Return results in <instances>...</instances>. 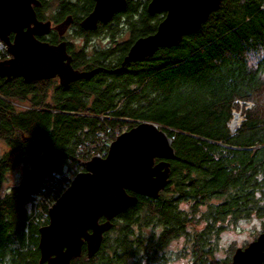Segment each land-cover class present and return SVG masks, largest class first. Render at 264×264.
<instances>
[{
  "label": "trees",
  "instance_id": "trees-1",
  "mask_svg": "<svg viewBox=\"0 0 264 264\" xmlns=\"http://www.w3.org/2000/svg\"><path fill=\"white\" fill-rule=\"evenodd\" d=\"M127 1L89 31L80 23L95 0H40L39 19L72 20L71 36L83 39L80 47L68 42L72 64L87 74L67 85L0 76V264H41L49 205L88 159L140 121L160 124L173 139L168 184L157 198L130 192L137 203L112 220L93 257L84 245L73 264H164L167 244L182 235L204 264L208 237L224 221L264 219V0H222L179 44L123 65L134 41L164 18L149 14L151 0ZM126 29L132 35L121 43ZM100 34L109 43L91 44ZM67 38L54 30L40 37ZM239 101L254 105L233 132Z\"/></svg>",
  "mask_w": 264,
  "mask_h": 264
},
{
  "label": "water",
  "instance_id": "water-1",
  "mask_svg": "<svg viewBox=\"0 0 264 264\" xmlns=\"http://www.w3.org/2000/svg\"><path fill=\"white\" fill-rule=\"evenodd\" d=\"M127 0H95L93 10L81 21L86 30L109 22L127 6ZM222 0H151L150 15L164 13L155 32L137 38L123 65L153 56L160 48L179 44L216 11ZM40 0H0V38L11 58L0 61V76L23 77L28 83L58 76L68 84L87 74L75 69L67 42L52 44L38 36L52 29L51 20H41L35 7ZM70 18L54 28L63 35ZM14 33V38L10 35ZM176 158L173 139L154 121H140L119 134L105 155L85 162L70 185L49 209V223L40 228L41 264H73L86 245L88 257L100 249L104 233L121 213L138 201L137 195L157 198L167 186L171 159ZM134 192L137 195H133ZM105 218L104 221H101ZM264 231L246 247L235 250L230 264H263Z\"/></svg>",
  "mask_w": 264,
  "mask_h": 264
},
{
  "label": "rangeland",
  "instance_id": "rangeland-1",
  "mask_svg": "<svg viewBox=\"0 0 264 264\" xmlns=\"http://www.w3.org/2000/svg\"><path fill=\"white\" fill-rule=\"evenodd\" d=\"M71 35L72 33H69L68 39L75 41L76 45L80 47L83 39L75 38ZM131 35L132 34H130V32L126 29L123 35L119 37L118 41L123 43L124 41L129 40ZM108 37V34L96 35L90 43H94L96 45H106L111 40V38ZM253 105L254 102L246 103L244 101H239V107L233 110V117H239V121L236 125L233 124L232 120L229 123L233 132L241 126L245 117L244 110L252 107ZM236 113H238V116ZM5 149L6 145L3 142H0V155ZM17 178L18 171L16 170L10 174L9 181L5 184V187L13 185V183L17 181ZM214 202L217 203L219 200L215 199ZM204 209L205 206L201 210ZM221 225V228L216 233L208 237L206 247L211 250V252L206 256L204 264H227V262L233 258L235 250L238 247H242L244 244H249L258 237L260 232L263 231L264 219L252 216L250 218L226 220ZM202 226L203 223H199L195 226V228L199 229ZM193 247L194 243L188 240L186 235L174 238L165 248L166 259L164 264H198L194 261Z\"/></svg>",
  "mask_w": 264,
  "mask_h": 264
},
{
  "label": "flooded vegetation",
  "instance_id": "flooded-vegetation-1",
  "mask_svg": "<svg viewBox=\"0 0 264 264\" xmlns=\"http://www.w3.org/2000/svg\"><path fill=\"white\" fill-rule=\"evenodd\" d=\"M38 6H40V5H38ZM117 13H119V12H117ZM117 13H115V14H117ZM114 14V15H115ZM114 17V16H113ZM52 21V20H51ZM101 23V22H100ZM99 23V24H100ZM104 23V22H103ZM56 25H58V24H55L54 23V21H52V29L50 30V32L51 31H57L58 33H59V31L57 30V29H55L54 27L56 26ZM71 26H72V24L69 26V28L66 30V32L63 34V35H61V37L62 38H65V37H68V35H69V33L71 34ZM99 26V25H98ZM86 30V29H85ZM89 31H92V30H89ZM49 32V33H50ZM49 33H47L46 35H41V36H38L39 38L40 37H43V36H47V35H49ZM10 37H11V39H13L14 38V33H11V35H10ZM42 40V39H41ZM43 41H45V40H43ZM62 41H66L67 42V50H68V52H69V54H71L70 53V51H69V46H68V42L69 41H73V40H69L68 38L67 39H61L58 43H52V44H59L60 42H62ZM73 42H75V41H73ZM83 42V41H82ZM71 56H72V54H71ZM72 62H73V56H72ZM73 65V64H72ZM74 67V66H73ZM76 69V68H75ZM50 79H56L60 84H62L61 83V81H60V78L58 77V76H56V77H54V78H50ZM40 80V79H39ZM62 85H67V84H62Z\"/></svg>",
  "mask_w": 264,
  "mask_h": 264
},
{
  "label": "built area",
  "instance_id": "built-area-1",
  "mask_svg": "<svg viewBox=\"0 0 264 264\" xmlns=\"http://www.w3.org/2000/svg\"><path fill=\"white\" fill-rule=\"evenodd\" d=\"M11 53L9 52L8 50V46L7 44L0 38V61L2 60H6V59H9L11 58ZM96 155V154H95ZM94 156V155H93ZM89 160V159H88ZM75 175L72 176L71 180L74 178ZM55 203V202H54ZM53 205L50 204L49 206L51 207ZM49 207V209H50ZM48 216H49V212H48Z\"/></svg>",
  "mask_w": 264,
  "mask_h": 264
},
{
  "label": "bare ground",
  "instance_id": "bare-ground-1",
  "mask_svg": "<svg viewBox=\"0 0 264 264\" xmlns=\"http://www.w3.org/2000/svg\"><path fill=\"white\" fill-rule=\"evenodd\" d=\"M237 116H238V114H237ZM238 121H239V117L238 118H234L233 124L236 125L238 123Z\"/></svg>",
  "mask_w": 264,
  "mask_h": 264
}]
</instances>
